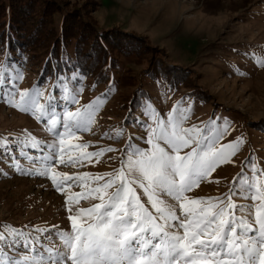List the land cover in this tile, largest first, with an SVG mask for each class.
Instances as JSON below:
<instances>
[{
    "label": "rangeland",
    "instance_id": "374dc122",
    "mask_svg": "<svg viewBox=\"0 0 264 264\" xmlns=\"http://www.w3.org/2000/svg\"><path fill=\"white\" fill-rule=\"evenodd\" d=\"M59 2L65 4V11L80 8L96 17L100 29L117 28L136 34L138 39L130 42L136 51L130 56L121 54L105 78L79 74L73 81L76 85L65 79L52 85L50 77L38 73L39 66L35 71H29L27 65L19 66L15 73L8 65L3 69L6 83L0 87V232H20L14 242L10 239L3 247L7 255L32 256L25 245L39 248L46 244L52 240L50 230L53 236L57 230L71 231L70 215L100 203L90 190L105 181H94L92 176L107 180L106 174L118 173L130 144L150 150L147 137L153 131L158 134V121L170 130V119L184 129H195L186 138L202 143L204 135H210L217 147L241 141L228 161L218 164L186 195L205 201L191 205L193 208H207L224 200L243 205L244 210L235 215L252 222L257 209L251 206L261 201L243 199L239 190H250L251 195L264 191V0ZM22 7L30 10L28 4ZM148 41L162 48L164 56L155 57L147 48ZM152 70H167L168 77L181 85L173 87L162 76L148 78ZM141 88L149 95L141 98L142 102L134 97ZM37 91L41 95L36 99L45 105L47 115L35 109L24 111L20 106V93L34 97ZM46 91L56 97L46 98ZM77 110L91 114L88 130L64 133V113ZM53 118L59 119V126L50 123ZM50 128L64 138V160L76 162L62 164L57 158L51 162L49 175L42 177L37 173L49 163L43 161L52 151L48 144L59 140ZM82 144L89 146L79 147ZM193 147L199 145L192 144L179 154ZM95 152L101 155H84ZM137 193L150 211L159 215L138 187ZM162 198L171 202L170 198ZM177 214L183 216V211L177 210ZM89 215L84 212L77 219L85 223ZM52 246L59 247V241Z\"/></svg>",
    "mask_w": 264,
    "mask_h": 264
},
{
    "label": "snow or ice",
    "instance_id": "6c2138e0",
    "mask_svg": "<svg viewBox=\"0 0 264 264\" xmlns=\"http://www.w3.org/2000/svg\"><path fill=\"white\" fill-rule=\"evenodd\" d=\"M5 83L4 70L0 69V87ZM40 95L39 91L34 97L27 92L20 93V106L24 111L35 109L47 115L45 105L36 99ZM64 115V133L71 135L74 130H88L90 113L77 110L66 111ZM50 123L59 126L60 121L53 118ZM157 123L158 134L153 131L146 139L152 146L150 150L130 144L118 173L106 174L107 180L104 176H92L94 181H105L90 190L100 203L70 215L71 231L57 230L53 236L50 230L48 235L52 240L39 248L25 245V250L33 255L22 257H9L3 250L8 240L14 242L20 235L19 230L11 234L0 232V264H264V191L251 195L250 190H239L241 198L261 201L251 206L257 209L252 222L235 215L244 210L243 205L224 200L211 203L207 208H193L191 205H202L205 201L186 195L218 164L228 161L241 141L217 147L210 135L203 136V143L186 138L189 132L196 130L184 129L171 119L170 130L162 121ZM49 131L59 140L48 144L52 151L43 161L49 163L37 173L42 177L49 175L51 162L57 158L62 164L76 162L64 160L63 136L54 128ZM192 144L199 147L179 154ZM88 146L79 145L81 148ZM108 150L114 149L105 151ZM84 155L99 156L101 153ZM52 178L55 180V176ZM137 187L159 215H154L142 202ZM162 197L170 198L171 202ZM177 210H182L183 216L178 215ZM68 211L71 212V208ZM84 212L90 215L85 223H80L77 217ZM55 241H59V247L52 246Z\"/></svg>",
    "mask_w": 264,
    "mask_h": 264
},
{
    "label": "trees",
    "instance_id": "16d2710c",
    "mask_svg": "<svg viewBox=\"0 0 264 264\" xmlns=\"http://www.w3.org/2000/svg\"><path fill=\"white\" fill-rule=\"evenodd\" d=\"M23 4H28L30 10H25ZM64 6L59 0H0V63L3 64L0 69L8 65L15 73L19 66L27 65L29 71L39 66L37 72L50 77L52 85L63 79L76 85L73 81L79 74L105 78L121 54H135L134 43L130 45V42L138 39L134 37L136 34L117 28L100 29L96 17L80 8L65 11ZM147 43L155 57L164 56L162 48ZM148 72V78L162 76L173 87L181 85L168 77L167 70ZM144 92L143 88L137 89L135 99L148 98ZM47 97L56 96L46 91Z\"/></svg>",
    "mask_w": 264,
    "mask_h": 264
}]
</instances>
